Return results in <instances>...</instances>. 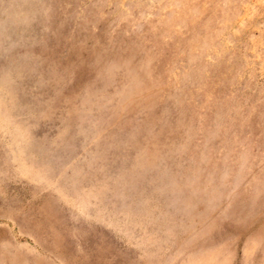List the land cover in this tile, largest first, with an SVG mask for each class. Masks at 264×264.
Masks as SVG:
<instances>
[{
  "label": "rangeland",
  "instance_id": "1",
  "mask_svg": "<svg viewBox=\"0 0 264 264\" xmlns=\"http://www.w3.org/2000/svg\"><path fill=\"white\" fill-rule=\"evenodd\" d=\"M262 194L264 0H0V264H264Z\"/></svg>",
  "mask_w": 264,
  "mask_h": 264
},
{
  "label": "bare ground",
  "instance_id": "2",
  "mask_svg": "<svg viewBox=\"0 0 264 264\" xmlns=\"http://www.w3.org/2000/svg\"><path fill=\"white\" fill-rule=\"evenodd\" d=\"M34 6H35V5H34ZM32 14H34V13H32ZM20 21H21V20H20ZM20 28H21V27H20ZM21 35H22V33H20V36H21ZM18 36H19V35H18ZM20 36H19V37H20ZM24 37H25V36H24ZM25 38H26V37H25ZM17 40L20 41V39H17ZM23 40H24V39H23ZM23 40H22V41H23ZM16 43H17V41H16ZM28 45H29V44H28ZM31 47H32V46H31ZM26 50H27V49H26ZM18 63H19V62H18ZM10 67H11V66H10ZM25 68H27V67H25ZM27 70H29V68H28ZM118 70H119V69H118ZM118 70H117V71H118ZM134 71L137 72L136 70H134ZM25 72H26V71H25ZM106 72H107V71H106ZM125 72H126V71H125ZM26 73H27V72H26ZM107 73H109V72H107ZM114 73H115V72H114ZM27 74H28V73H27ZM103 74H104V73H103ZM109 74H110V73H109ZM135 74H136V73H135ZM28 75H29V74H28ZM128 75H130V74L128 73ZM132 75H134V73H132L131 76H132ZM33 76H34V75H33ZM29 77H30V76H29ZM35 77H36V76H34V81H35V79H36ZM46 78H47V77H46ZM103 78H104V77H103ZM129 78H131V77H127V76L124 75L123 78H122V82H124L123 84L129 82ZM133 78H135V77H132L131 80H133ZM135 80H136V79H135ZM38 81H39V83H40V80H38ZM103 81H104V80H103ZM136 82H137V81H136ZM35 83H37V81H36ZM41 83H43V82H41ZM44 83H45V82H44ZM44 83H43V84H44ZM133 83H134V81H133ZM56 84H57V83H56ZM113 85H115V84H113ZM116 86L118 87L119 85H116ZM130 86H131V85H130ZM122 87H123V85L120 84V86H119L118 89H120V88H122ZM127 87H128V86H127ZM35 88H37V87H35ZM40 88H41V87H40ZM53 88H54V87H53ZM53 88H52V89H53ZM124 88H126V86H125ZM124 88H123V90H125ZM135 88H136V87H135ZM52 89H51V90H52ZM107 89H109V88H106V90H107ZM126 89H127V88H126ZM18 90H20V89H18ZM36 90H37V89H36ZM36 90H35V91H36ZM46 90H47V89H46ZM54 90H56V89H54ZM135 90H136V89H135ZM35 91H34V93H35ZM39 91H40V90H39ZM39 91H38V94H39ZM42 91H43V90H42ZM107 91H108V90H107ZM115 91H117V88H115ZM43 92H44V91H43ZM48 92H49V91H48ZM55 92H56V91H55ZM49 93L51 94V92H49ZM52 93H53V92H52ZM121 93L123 94V92H121ZM124 93H125V92H124ZM45 94H47V93H45ZM54 94H55V93H54ZM125 94H126V93H125ZM39 95H41V93H40ZM135 95H136V94H135ZM49 96H51V95H49ZM124 96H125V95H124ZM124 96H123V97H124ZM126 96L128 97L127 94H126ZM33 97H34V96H33ZM56 97H57V96H56ZM56 97H55V98H56ZM31 98H32V97H31ZM128 98H129V97H128ZM38 99H39V98H38ZM58 99H59V98H58ZM56 100H57V99H56ZM52 102H53V101H52ZM113 102H114V101H113ZM58 103H59V102H58ZM32 104H33V103H32ZM77 104H78V102H77ZM121 104H122V102H121ZM31 106H32V105H31ZM48 106H49V105H48ZM48 106H47V107H48ZM125 106H127V104H125L124 107H125ZM28 107L30 108V106H28ZM57 107H58V106H57ZM76 107H77V106H76ZM1 109H2V108H1ZM75 109H76V108H75ZM75 109H74V110H75ZM108 109H109V108H108ZM108 109H107V110H108ZM2 110H3V109H2ZM146 110H147V109H146ZM30 111H32V110H30ZM34 111H35V109H34ZM49 111H50V110H49ZM134 111H135V110H134ZM3 112H4V111H3ZM8 112H9V111H8ZM4 113H5V112H4ZM4 113H3V114H4ZM45 114H47V113L45 112ZM140 114H141V113H140ZM11 115H12V114H11ZM43 115H44V114H43ZM112 115H113V114H112ZM114 115H115V114H114ZM12 116H13V115H12ZM14 116H15V115H14ZM14 116H13V118H14ZM52 116H53V115H52ZM54 116H55V115H54ZM65 116H66V114H65ZM86 116H87V115H86ZM116 116H117V115H116ZM139 116H140V115H139ZM139 116H138V117H139ZM7 117H8V116H7ZM7 117H5V118H7ZM126 117H128V116H125V118H126ZM138 117H137V119H138ZM13 118H12V120H13ZM45 118H46V117H45ZM47 118H48V117H47ZM49 118H51V117L49 116ZM54 118H55V117H54ZM67 118H68V117H67ZM69 118L72 119L71 117H69ZM69 118H68V119H69ZM82 118H83V117H82ZM108 118H109V116H108ZM128 118H129V117H128ZM8 119H9V118H8ZM41 119H42V117H41ZM41 119H40V120H41ZM59 119H61V118H59ZM111 119H112V117H111ZM51 120H52V119H51ZM76 120H77V119H76ZM107 120H108V119H107ZM107 120H106V122H107ZM120 120H121V119H120ZM125 120H126V119H125ZM133 120H134V119H133ZM133 120H132V121H133ZM47 121H48V120H47ZM54 121H55V120H54ZM61 121H62V120H61ZM67 121H68V120H67ZM110 121H111V120H110ZM123 121H124V120H123ZM19 122H21V121H18L17 123H19ZM48 122H49V121H48ZM51 122H52V121H51ZM125 122L128 123L127 120H126ZM133 122H134V121H133ZM176 122H177V120H176ZM40 123H41V122H40ZM49 123H50V122H49ZM56 123H57V120H56ZM70 123H71V121H70ZM70 123H69V125H70ZM67 124H68V123H67ZM110 124H112V123L110 122ZM113 124H114V123H113ZM130 124H131V123H130ZM130 124H129V125H130ZM133 124H134V123H133ZM13 125H15V124H13ZM41 125H42V124H41ZM54 125H55V124H54ZM103 125H104V124H103ZM103 125H102V126H103ZM118 125H119V124H118ZM118 125H117V126H118ZM131 125H132V124H131ZM16 126H17V125H16ZM117 126H116V127H117ZM134 126H135V125H134ZM17 127H18V126H17ZM50 127H51V126H50ZM113 127H114V126H113ZM138 127H140V126H138ZM141 127H142V126H141ZM144 127H145V126H144ZM37 128H38V127H37ZM71 128H72V127H71ZM107 128H108V127H106V129H107ZM185 128H186V127H185ZM35 129H36V128H35ZM100 129H101V127H100ZM123 129H124V128H123ZM136 129H137V128H136ZM41 130H42V129H41ZM104 130H105V129H104ZM113 130H115V129H113ZM121 130H122V129H121ZM133 130H134V129H133ZM133 130H130V131H133ZM47 131H48V130H46V132H47ZM123 131H124V130H123ZM23 132H24V131H23ZM23 132L21 131L22 134H23ZM34 132H35V131H34ZM41 132H42V131H41ZM70 132H71V131H70ZM112 132H114V131H112ZM134 132H135V131H134ZM35 133H36V132H35ZM49 133H50V132H49ZM128 133H129V132H128ZM128 133H127V134H128ZM127 134H125V135H127ZM129 134H130V133H129ZM109 135H110V134H109ZM125 135H124V136H125ZM34 136H35V134H34ZM39 136H41V133H40ZM39 136H38V137H39ZM42 136H43V135H42ZM131 136H132V135H131ZM21 137H22V136H21ZM101 137H102V135H100V139H101ZM122 137H123V136H122ZM134 137H135V136H134ZM35 138H36V137H35ZM103 138H104V137H103ZM103 138H102V139H103ZM118 138H119V137H118ZM106 139H107V138H106ZM125 139H126V138H125ZM41 141H42V140H41ZM138 142H139V141H138ZM38 143H39V142H38ZM139 143L141 144V142H139ZM134 145H135L136 147H138V148H139V146H140L138 143H134ZM19 147H21V146H19ZM158 149H159V148H158ZM133 150H134V149H133ZM138 150H139V149H138ZM152 150H153V152H152L151 154H153L154 151L156 150V146H154V148H152ZM169 150H170V149H169ZM176 150H177V149H176ZM23 151L25 152V150H23ZM136 151H137V150H136ZM136 151H135V153H136ZM24 152H23V153H24ZM133 152H134V151H133ZM167 152H168V151H167ZM25 153H26V152H25ZM154 154H155V153H154ZM174 154H175V153H174ZM136 155H137V154H136ZM165 155H167V154H165ZM224 155H225V154H224ZM224 155H223V156H224ZM173 156H174V155H173ZM133 157H134V156H133ZM137 157H138V156H137ZM171 159H172V158H171ZM214 159H215V158H214ZM222 159H223V162H224V161H225L224 158H222ZM222 159H221V160H222ZM134 160H135V159H134ZM227 160H228V159H227ZM157 161H159V160H157ZM218 161H219V160H218ZM170 162H171V161H170ZM225 162H226V161H225ZM225 162H224V163H225ZM132 163H133V162H132ZM135 163H136V162H135ZM148 163H149V162H148ZM148 163H147V164H148ZM157 163H158V162H157ZM157 163H155V164H157ZM140 164H141V162H140ZM238 164H239V163H238ZM142 165H143V164H142ZM142 165H141V166H142ZM150 165H151V164H150ZM167 165H168V164H167ZM175 165H176V164H175ZM175 165H174V166H175ZM224 165H225V164H224ZM141 166H140V167H141ZM164 166H165V165H164ZM177 166H178V164L176 165V167H177ZM237 166H238V165H237ZM130 167H131V166H130ZM134 167H135V166H134ZM134 167H132V168H134ZM143 167H144V166H143ZM132 168H131V169H132ZM135 168H136V167H135ZM137 168H138V167H137ZM169 168H170V166H169ZM169 168H168V169H169ZM233 168H234V166H233ZM237 168H238V167H237ZM168 169H166L164 172H166ZM176 169H177V168H176ZM118 171H119V170H118ZM142 171H143V170H142ZM162 171H163V170H162ZM128 172H131V170L128 171ZM135 172H137V171H135ZM236 172H237V171H236ZM161 173H162V172H161ZM166 173H167V172H166ZM171 173H172V172H171ZM225 173H226V171H225ZM141 174H142V173H141ZM208 174H209V173H208ZM208 174H207V175H208ZM211 174H212V173H211ZM221 174H222V173H221ZM117 175H120V174H117ZM126 175H127V173H126ZM165 175H166V174H165ZM121 176H123V175H121ZM179 176H180V175H179ZM222 176H223V175H220V177H219L220 180H221V177H222ZM163 177H164V176H163ZM181 177H182V176H181ZM211 177H212V175H211ZM211 177H210V178H211ZM164 178H165V177H164ZM191 178H192V177H191ZM195 178H197V177L195 176ZM207 178H208V177H207ZM207 178H206L205 180H207ZM192 179H193V178H192ZM223 179H224V178H223ZM46 180H47V178H46ZM166 180H167V179H166ZM184 180H185V178H184ZM232 181H233L232 183H235L233 179H232ZM219 182H220V181H219ZM185 183H186V182H185ZM206 183H207V182H206ZM232 183H231V184H232ZM169 184H170V183H169ZM235 184H236V183H235ZM227 185H228V184H227ZM232 185H233V184H232ZM254 185H255V184H254ZM234 186H235V185H234ZM186 188H187V187H186ZM202 188H203V186H202ZM188 189L190 190V188H188ZM185 190H186V189H185ZM189 190H188V191H189ZM193 190H194V189H193ZM197 190L199 191V189H197ZM197 190H196V191H197ZM202 190H203V189H202ZM196 191H195V192H196ZM183 192H184V190H183ZM186 193H188V192L186 191ZM186 193H185V195L183 196L184 198L187 197V196H186ZM189 194H190V193H189ZM197 194H198V193H197ZM238 194H240V192L237 193V195H238ZM180 195H181V194H180ZM187 195H188V194H187ZM191 195H192V194H191ZM245 195H246V193H245ZM262 195H263V194H262ZM193 196H194V195H193ZM242 196H243V195H242ZM181 197H182V196H181ZM243 197H244V196H243ZM261 197H262V196H261ZM263 197H264V195H263ZM191 198H192V197H191ZM207 198H208V196H207ZM209 198H210V197H209ZM209 198H208V199H209ZM210 199H211V198H210ZM260 199H261V198H260ZM74 200H75V199H74ZM203 200H204V199H203ZM241 200H242V199H241ZM243 201H244V200H243ZM175 202H176V201H175ZM171 203H172V202H171ZM171 203H169V204H170V205H176V204H171ZM176 203H177V202H176ZM169 204H168V205H169ZM195 204H196V203H195ZM203 204H204V203H203ZM211 204H212V203H211ZM222 204H223V203H222ZM236 204H237V203H236ZM212 205H213V204H212ZM194 206H195V205H194ZM205 206H206V205H205ZM207 206H208V208H209V205H207ZM214 207H216V206H214ZM244 207H245V206H244ZM198 208H199V207H198ZM230 208H231V207H230ZM205 209H207V208H205ZM205 209H203V210H205ZM244 209H245V208H244ZM203 210H202V211H203ZM211 210H212V209H211ZM213 210H214V209H213ZM216 210H217V209H216ZM96 211H97V210H96ZM200 211H201V210H200ZM216 212H217V211H216ZM99 213H100V212H99ZM196 213H198V212H196ZM203 214H204V213H203ZM188 215H189V214H188ZM198 215H199V213H198ZM242 215H243V214H241V216H242ZM199 216H200V215H199ZM203 216H205V215H203ZM102 217H103V216H102ZM209 218H210V217H209ZM238 218H240V217H238ZM200 220H201V219H200ZM203 220H204V219H203ZM238 220H239V219H238ZM256 221H257V220H256ZM260 221H262V220H260ZM105 222H106V221H105ZM199 222H200V221H199ZM232 222L234 223V221H232ZM257 222H258V221H257ZM252 224H253V223H252ZM252 224H251V225H252ZM109 225H110V224H109ZM111 225H112V224H111ZM239 225H240V224H239ZM256 225H257V224H256ZM256 225H255V226H256ZM234 226H235V225H234ZM237 226H238V225H237ZM240 227H242V225H241ZM258 227H259V226H258ZM247 229H248V228H247ZM247 229H246V230H247ZM258 229H260V228H258ZM128 230H129V229H128ZM193 230H194V229H193ZM248 230H249V229H248ZM124 231H125V230H124ZM130 231H131V230H130ZM134 231H135V230H134ZM194 231H195V230H194ZM194 231H193V232H194ZM252 231H253V230H252ZM193 232H191V233H193ZM249 233H254V232H249ZM260 233H261V232H260ZM246 234H247V233H246ZM135 235H136V234H135ZM132 237H133V236H132ZM202 238H204V237H202ZM200 240H201V239H200ZM206 241H207V240H206ZM208 241H209V240H208ZM198 242H200V241H198ZM213 242H214V241H213ZM252 242H253V241H252ZM250 243H251V242H250ZM205 244H207V243H205ZM257 244H258V243H257ZM198 245H199V244H198ZM202 245H203V244H202ZM226 246H227V245H226ZM232 246H233V245H232ZM196 247H197V246H196ZM223 247H224V246H223ZM227 247H228V246H227ZM229 247H231V246L229 245ZM255 247H256V246H255ZM210 248H213V247H210ZM219 248H220V247H219ZM219 248H217V249H219ZM235 248H236V247H235ZM217 249H216V250H217ZM226 249H227V248H226ZM247 249H248V248H247ZM254 249H255V248H254ZM263 251H264V250H263ZM197 252H198V251H197ZM199 252H200V251H199ZM203 252H204V251H203ZM226 252H227V251H226ZM192 253H194V252H192ZM229 253H230V252H229ZM234 253H235V252H234ZM189 255H190V254H189ZM231 257H232V255H231ZM188 259H189V258H188ZM188 259H187V260H188ZM259 261H260V260H259ZM248 263H249V262H248ZM257 264H258V263H257Z\"/></svg>",
  "mask_w": 264,
  "mask_h": 264
}]
</instances>
